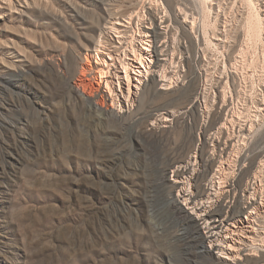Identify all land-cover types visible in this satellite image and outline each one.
I'll return each instance as SVG.
<instances>
[{
	"label": "rangeland",
	"instance_id": "1",
	"mask_svg": "<svg viewBox=\"0 0 264 264\" xmlns=\"http://www.w3.org/2000/svg\"><path fill=\"white\" fill-rule=\"evenodd\" d=\"M175 1L186 5L180 23L165 0L138 1L127 44L145 51L139 33L150 10L158 23L167 19L168 61L156 75L167 85L142 95L137 116H147L125 122L100 117L69 87L83 79L89 92L106 88L86 68L95 64L105 6L115 0H36L0 19V74L12 61L23 72L0 89V264H202L181 257L184 243L174 241L168 213L152 212L150 180L156 159L186 154L200 126L217 117L209 133L226 132L227 176L259 152L245 182L264 198V141L254 147L264 135V0ZM183 21L198 49L181 38ZM188 59L200 71L197 116L175 101L192 76ZM258 217L260 244L264 207Z\"/></svg>",
	"mask_w": 264,
	"mask_h": 264
},
{
	"label": "bare ground",
	"instance_id": "2",
	"mask_svg": "<svg viewBox=\"0 0 264 264\" xmlns=\"http://www.w3.org/2000/svg\"><path fill=\"white\" fill-rule=\"evenodd\" d=\"M138 1L111 2L110 6H105L103 20L98 25L100 36L94 42L93 49L96 51L95 64L89 63L86 69L95 71L100 82H105L106 88L89 92L87 88L89 84L87 85L83 79L80 84L75 79L69 80L70 89L77 97L85 99L91 110L100 117L120 122H125L129 117L137 120L147 116L148 114L137 116L143 113L139 110L142 95L148 91L149 96H153L158 92V84L167 85L166 82H159L163 79L158 80L156 77L160 66L168 61L170 48L168 42L164 40L168 36L167 19L158 23L150 10L149 24H145L139 33V40L145 41L144 43L148 45L142 46L145 51L127 44L130 38L129 27L134 20ZM165 1L173 14V19L180 23V12L184 10L182 7H186L185 2ZM9 2L11 0H0L1 20H5L12 10L24 13L26 9L36 5V0H16L17 6ZM180 27L181 38L185 40L187 37L191 46L198 49V41L193 39L186 22H181ZM186 46L185 44V49L189 50L190 46ZM15 56L18 61L26 59L21 53ZM188 62L192 76L188 87L179 90L175 101L188 102L189 112L197 116L200 71L192 66L191 59H188ZM16 67L13 61L5 64L4 72L0 74V89L3 90L9 82L22 76L23 72L20 69L16 71ZM176 115L180 117L179 114ZM219 118L200 126L202 133L199 135L198 144L195 147V139L191 138L188 146L190 149L186 154L167 160L168 162L156 159L152 169L153 178L150 180L151 210L158 215L168 213L167 219L175 227L174 241L184 243V246L179 247L177 244L173 245L175 248L178 247L181 257L193 255L202 264H264V237L258 244L257 229L253 224L254 221H258V216L262 212L264 198L259 196L256 187L252 190L245 182L260 153L256 152L249 160L250 165L242 168L236 177L229 178L227 165L224 166L228 161L226 155L229 142H225V148H220L226 132L221 127L218 136L209 133L217 125ZM210 139L215 142L214 155L208 153ZM263 141L264 135L258 136L254 147H258ZM157 156L156 154L154 158ZM218 161L220 165L216 167ZM168 170L171 171V179H168Z\"/></svg>",
	"mask_w": 264,
	"mask_h": 264
}]
</instances>
